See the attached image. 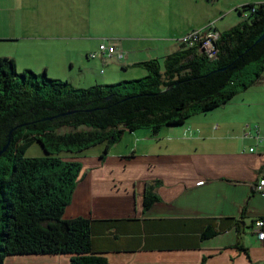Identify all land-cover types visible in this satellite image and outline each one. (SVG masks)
<instances>
[{
  "label": "crops",
  "instance_id": "obj_1",
  "mask_svg": "<svg viewBox=\"0 0 264 264\" xmlns=\"http://www.w3.org/2000/svg\"><path fill=\"white\" fill-rule=\"evenodd\" d=\"M247 3L264 0H0V57L16 69L36 60L48 76L67 72L65 80L83 84L75 87L140 78V62L188 48L181 36L210 22L229 29L245 19ZM101 44L114 51L101 55ZM93 53L111 69L106 76L94 71ZM242 95L250 121L221 107L216 121L195 114L156 134L126 130L106 151L102 143L85 157L63 217L94 220L93 247L108 264H264V240L252 229L264 217V191L255 188L264 166L255 136V124L264 131V71ZM147 190L156 201L145 210ZM12 256L10 264H71L68 254Z\"/></svg>",
  "mask_w": 264,
  "mask_h": 264
},
{
  "label": "trees",
  "instance_id": "obj_2",
  "mask_svg": "<svg viewBox=\"0 0 264 264\" xmlns=\"http://www.w3.org/2000/svg\"><path fill=\"white\" fill-rule=\"evenodd\" d=\"M241 8L246 18L219 32L214 58L196 46L183 48L161 62H140L147 74L137 79L75 87L44 72H18L13 59L0 57V150L12 130L0 155V264L8 256L31 254H68L71 264H108L93 247L94 220L63 217L81 167L60 153L100 143L106 151L126 130L148 128L156 134L254 84L264 71V37L258 40L264 33V3ZM251 62L257 64L255 77L244 80L241 72ZM169 84L174 85L161 93ZM35 141L46 155H25ZM153 198L147 190L145 210Z\"/></svg>",
  "mask_w": 264,
  "mask_h": 264
},
{
  "label": "rangeland",
  "instance_id": "obj_3",
  "mask_svg": "<svg viewBox=\"0 0 264 264\" xmlns=\"http://www.w3.org/2000/svg\"><path fill=\"white\" fill-rule=\"evenodd\" d=\"M0 14H1V11H0ZM245 18H246V16H245ZM217 26H218V29H221V26L220 25H217ZM93 57L96 58L95 56H93ZM93 57H92L91 60L92 61L95 60L96 63H97L96 64V68H95L94 71H96L98 74H101V76H106L111 71V69H109L108 66H106L104 63H102L101 60H99L97 58L94 59ZM39 62H41V61H39ZM45 62L49 66H51L52 63H55V62H52V61H45ZM85 62L88 63L87 60H85ZM36 63H38V61H36V60H26L24 62L19 61L20 68H17V71L18 72H21L22 71V69H21L22 68V64H29V65H31L33 67V65H36ZM61 63H65V62H61ZM256 66H257V64L255 62L249 63L245 68H243V71L241 72V73H243L242 76H241V78L244 79V80L246 78H250V77L254 78L255 77V74H256ZM76 67H77V65H76ZM33 68L34 69H30V70L34 71L35 73H42V71H43V70L37 71L35 69V67H33ZM51 68H54V67H51ZM75 70H76V68L73 71L74 75L76 73H78V71H75ZM66 73L67 72H63V74H59V76H54V77L48 76V75L47 76L48 77H51V78L59 77V79L65 80V79H67L66 78L67 77L66 76L67 75ZM92 74H95V72H93ZM125 75L126 76H124L122 78L123 80H130V79H137L138 78V77L126 78L128 76H127V74H125ZM117 77L118 76H116V78H112V79H116V80H112V81L118 82L119 80H122V79H118ZM75 79H77V78H75ZM78 80L75 81L76 83H74V85H83V84H78V83H81V82H78ZM110 83H115V82H110ZM86 85H90V84H86ZM253 88L254 87L250 88L249 89V92H251L253 90ZM244 91L245 90L239 92L238 94H236L235 96H233L230 100H228L226 103H224V104H222V105H220V106H218V107H216L214 109H211V110H209V111H207L205 113H199V114H197V116H206L205 118L207 120H209V121H216V120L220 119V117L222 116L221 115L222 112H224L223 111L224 109H219V108L224 107V108H226L225 109L226 110L225 112H227L226 115H228L229 112L231 113V114H229L231 116H234V114H232V113H238V116L242 120L250 121L251 120L250 118L252 117L253 110H251L252 109L251 107H250L251 108L250 109L246 104H244V102H243L244 100L241 99L242 96H246V95L249 94V92H248V93H246V95H242ZM257 122L258 121L255 120L252 123H257ZM255 125H257V124H255ZM103 148H104V144L100 143V144L94 145V146H92V147H90L88 149H85L83 151H79V152H76V153L75 152H62V153H60V156L63 159H65V160L79 162L80 163V167L82 169V168H84V163L86 162V158L85 157L91 155L92 153H96L98 151L99 152H102ZM25 155L28 156V157L43 156V155H46V152H45L44 148L42 147V145L39 142L35 141L26 150V154ZM8 164L10 166V162H8ZM81 169L79 171V175L81 173ZM13 257H15V256H8V257H6L7 260L6 259L5 260H6L7 264H10L11 258H13Z\"/></svg>",
  "mask_w": 264,
  "mask_h": 264
},
{
  "label": "built area",
  "instance_id": "obj_4",
  "mask_svg": "<svg viewBox=\"0 0 264 264\" xmlns=\"http://www.w3.org/2000/svg\"><path fill=\"white\" fill-rule=\"evenodd\" d=\"M219 38V32L215 29L213 22L206 24L205 26L193 29L184 35L181 36L180 42H182L187 47L196 46L198 51L203 55H206L209 59L215 57L217 48L215 43ZM114 51V47L105 46L104 44L100 45V54H104L107 52L110 54ZM96 54H90L89 56L93 57ZM256 128V138L259 142H264V131L261 133L258 126L255 125ZM250 151L253 150L251 147ZM257 191H264V166L260 170V176L256 184ZM252 229L255 232L257 238L261 241L264 240V217H260L254 220Z\"/></svg>",
  "mask_w": 264,
  "mask_h": 264
},
{
  "label": "water",
  "instance_id": "obj_5",
  "mask_svg": "<svg viewBox=\"0 0 264 264\" xmlns=\"http://www.w3.org/2000/svg\"><path fill=\"white\" fill-rule=\"evenodd\" d=\"M263 37H264V33L258 38V40H261ZM174 84H176V83H174ZM174 84H169V85H167V86L161 91V93H164V92L170 90V89L173 87ZM11 133H12V130H10L9 133H8V139H7V142H6V144L1 148V150H0V155L3 153V151L7 148L8 144H9Z\"/></svg>",
  "mask_w": 264,
  "mask_h": 264
}]
</instances>
